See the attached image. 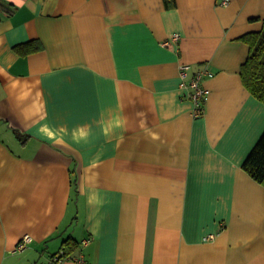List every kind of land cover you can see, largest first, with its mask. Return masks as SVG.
<instances>
[{"label": "crops", "instance_id": "1", "mask_svg": "<svg viewBox=\"0 0 264 264\" xmlns=\"http://www.w3.org/2000/svg\"><path fill=\"white\" fill-rule=\"evenodd\" d=\"M263 25L264 0H0V264H53L67 238L59 264H264L243 168L264 103L240 74ZM181 63L213 74L199 117Z\"/></svg>", "mask_w": 264, "mask_h": 264}, {"label": "trees", "instance_id": "2", "mask_svg": "<svg viewBox=\"0 0 264 264\" xmlns=\"http://www.w3.org/2000/svg\"><path fill=\"white\" fill-rule=\"evenodd\" d=\"M241 39L249 45V55L241 67L245 87L264 103V25L260 31L248 32ZM18 135L21 136L18 132ZM243 168L264 185V133L243 163ZM75 240L67 238L63 244L66 256L76 249Z\"/></svg>", "mask_w": 264, "mask_h": 264}, {"label": "built area", "instance_id": "3", "mask_svg": "<svg viewBox=\"0 0 264 264\" xmlns=\"http://www.w3.org/2000/svg\"><path fill=\"white\" fill-rule=\"evenodd\" d=\"M230 0H220L221 4H227ZM179 40V34L175 33L173 37L169 40H165L163 45L165 46H173L175 42ZM180 76H181V86L183 88L190 89V97L192 103L194 105L193 114L197 117L203 115L206 111V100L210 93V89L204 85V81L206 77H211L213 74L209 72L207 69H199L191 73L192 66L189 63H181L180 64ZM209 237L213 238L214 235H210ZM32 241L30 235H25L19 242L17 243V250H24L29 242ZM89 239L84 240L83 244H87ZM64 249H61L57 254H55L52 258L53 264H59L62 262L64 258H71V256L64 255ZM75 260L79 263H84V256L81 254L75 257Z\"/></svg>", "mask_w": 264, "mask_h": 264}, {"label": "clouds", "instance_id": "4", "mask_svg": "<svg viewBox=\"0 0 264 264\" xmlns=\"http://www.w3.org/2000/svg\"><path fill=\"white\" fill-rule=\"evenodd\" d=\"M16 2L18 4H20L22 2V0H16ZM124 119L119 117V116H115L111 122H109L108 124L106 125H102V132L105 136H109L115 129H118V128H121L124 126ZM153 138H158L157 135L155 133H153ZM88 203L90 205L92 204H100L101 201L100 199L98 198L97 195L93 194V195H90L89 196V199H88Z\"/></svg>", "mask_w": 264, "mask_h": 264}]
</instances>
